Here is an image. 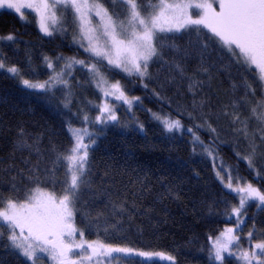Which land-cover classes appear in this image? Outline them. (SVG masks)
I'll return each instance as SVG.
<instances>
[{"label": "snow or ice", "instance_id": "obj_1", "mask_svg": "<svg viewBox=\"0 0 264 264\" xmlns=\"http://www.w3.org/2000/svg\"><path fill=\"white\" fill-rule=\"evenodd\" d=\"M23 9L35 12L43 36L65 35L71 28L76 51L70 56L45 55L47 79L26 78L3 51L18 45V36L14 32L0 34V71L18 80L23 88L44 94L38 98L52 102L59 91L64 108L71 103L70 80L79 71L84 74V83L101 94V103L93 105L98 110L94 118L81 108L74 114L80 121L78 126L65 121L70 135L66 146L55 144L51 136L45 146L47 129L34 133L23 122L15 126L0 122V135L13 133L7 156L0 157V186L7 185L0 188L4 250H11L9 254L14 256L18 253L17 259L23 257L31 264H44V256L53 264H153L156 260L175 264V257L163 251L115 242L126 239L124 217L130 220L132 210L126 198L105 186L107 181L94 188L92 179V151L104 132L103 127L94 126L112 122L126 127L116 108L127 105L126 111L131 112L134 106L142 107L141 97L130 94L129 84L139 82L149 88L145 81L158 78V73L154 76L149 72L150 64H158L166 66L168 74L151 92L162 106L146 111L165 132L190 134L193 154L211 161L216 179L227 190L218 202L223 211L215 214L232 226L209 234L201 251L206 252L208 264H233V260L237 264H264V234L257 239L254 218L247 233L243 227L249 207L264 210V0H0V11H14L21 20L28 15ZM165 33L195 34L197 40L189 39L187 46L180 47L174 43L176 36L161 35ZM213 45H219L221 57L227 53L225 71L233 82L232 98L226 104L218 100L214 104L205 91L215 78L210 71L215 65L206 60ZM167 49L175 54L170 55ZM193 57H198L199 63L190 75L187 60ZM28 59L31 65V57ZM114 70L137 79H116ZM233 70L238 79L233 78ZM168 85L176 88V101L164 94ZM182 93L190 94V102H178ZM222 118L237 144L234 163L220 154V131L214 124ZM130 122L145 131L134 114ZM201 129L210 133L209 141L201 138ZM242 142L246 144L243 152L238 148ZM241 162L248 176L241 174ZM144 190L150 191L147 184H141L140 195ZM85 194L92 199L107 198L106 210L95 215L87 212ZM230 194L235 195L229 199ZM167 196L172 197L171 189ZM78 214L83 227L77 224ZM93 228L96 238H86V232Z\"/></svg>", "mask_w": 264, "mask_h": 264}, {"label": "trees", "instance_id": "obj_2", "mask_svg": "<svg viewBox=\"0 0 264 264\" xmlns=\"http://www.w3.org/2000/svg\"><path fill=\"white\" fill-rule=\"evenodd\" d=\"M25 13L28 14L26 19L21 20L11 12H0V34L14 32L19 38L18 45L4 47L3 51L8 61L20 67L26 78L43 81L47 79L49 71L44 67L43 57L47 55L54 58L61 53L65 56L73 55L76 45L72 43L71 28L65 35L44 37L38 31L35 16L28 11ZM204 32L210 35L206 30ZM161 35L176 36L174 43L180 47L187 46L189 39L197 40L195 34ZM200 39L202 40L203 37ZM167 51L170 55L175 54L171 49ZM208 51L211 55L206 60L207 63L215 65L210 69L215 78L211 81V88L205 91L212 97L214 104L217 100L221 104H226L232 98L230 90L233 82L225 71V66L228 64L227 53L225 52L221 57L222 50L219 49V45H213ZM29 57H31V65ZM198 63V57L187 60L190 75L195 72ZM33 68L35 71L31 70ZM149 72L154 76L158 73V78L145 81L149 83V88L145 89L139 82L129 84L130 94L141 97L142 107L134 106L129 112L126 111L127 107L123 106L116 112L119 120L127 126L120 127L112 122L103 126L104 132L98 137L91 156L93 187H98L102 180L107 181L105 186L126 198L128 207L132 210L130 220L127 216L124 217L123 234L126 239L121 241L117 238L115 242L127 243L144 250L163 251L175 257V264H208L206 252L201 251L207 246L208 235L218 234L219 230L229 225L222 216L215 214L223 211V205L218 202L223 199L222 192L227 190L223 189L216 179L211 161L201 155L193 154L190 134L165 132L151 119L146 109L155 111L162 106L152 95L151 89L159 88L168 74V69L166 66L150 64ZM114 73L116 79L122 77L125 81L137 79L125 77V74L119 70H114ZM232 75L233 78L238 79L234 70ZM84 79L82 72L77 71L73 74L70 80L71 103L68 108H64L61 103L63 95L59 91L52 102L38 98L44 94L23 88L18 80L0 71V122L8 126H15L18 121L23 122L27 130L34 133L47 129L43 141L45 146L48 144V136L52 137L55 144L66 146L70 135L65 121L71 120L78 126L80 121L74 114L80 113V109L83 108L90 117L94 118L98 110L93 105L101 103V94L95 87L84 83ZM164 94L172 97L173 101L177 100L176 88L172 85L165 88ZM190 100V94L185 96L182 93L178 102L185 103ZM163 107L167 111V106ZM133 114L144 124V132L130 122ZM184 123L188 125L187 117L184 118ZM214 126L220 131L218 143L221 156L229 163H234V149L237 144L233 141L226 119L222 118L219 124ZM12 135L13 133L0 135V157L7 156ZM200 136L206 142L210 140V133L204 129L200 130ZM245 147L246 144L243 142L238 145L242 152ZM17 166H21L19 157ZM240 170L242 175H249L243 162L240 163ZM251 178L249 176V179ZM141 184H147L150 191L144 190L143 195H140ZM6 187L7 185L0 186V188ZM170 189L171 198L167 196ZM133 193L136 195L134 196ZM161 194H164L163 199ZM234 195L230 194L229 199ZM83 200L85 210L93 215L98 211L106 210L105 205L108 203L107 198L103 196L92 199L88 194L84 195ZM145 209L149 211L145 213ZM247 211L246 226H243L244 233L252 228L254 218L258 239L264 234V210L253 206ZM87 222L85 219V223ZM100 223L103 225V219ZM77 224L84 226L81 224V214L77 216ZM95 233L96 230L93 228L86 232V238L95 239ZM5 242L0 241V258H4V264H31L23 257L17 259L18 253L14 256L9 254L11 250H4L2 245ZM153 264L168 263L156 260ZM233 264L237 262L233 260Z\"/></svg>", "mask_w": 264, "mask_h": 264}, {"label": "rangeland", "instance_id": "obj_3", "mask_svg": "<svg viewBox=\"0 0 264 264\" xmlns=\"http://www.w3.org/2000/svg\"><path fill=\"white\" fill-rule=\"evenodd\" d=\"M25 2H31V0H25ZM214 6L215 7H218V5H215L214 4ZM22 11H28V12H30V13H32L34 16H35V12H33L32 10H30V9H23ZM1 12V11H0ZM8 12H11V13H13L15 16H17L18 18H19V16L14 12V11H8ZM37 27H38V24H37ZM38 31H39V28H38ZM207 31V30H206ZM39 33L43 36V34L39 31ZM44 37H46V36H44ZM114 104H118V103H120V102H116V101H112ZM123 106H125V107H127V105H123ZM118 108L119 107H117L116 108V112H117V110H118ZM111 123V122H110ZM95 127H97V128H99V127H103V126H101V125H95ZM252 203H255V202H252ZM260 210V209H259ZM246 218L247 217H245V222H246ZM228 226H232L231 224H229ZM40 255H42L43 256V254H40ZM162 262H165V263H168V264H171V262L170 261H162ZM44 263L45 264H53V262L50 260V259H48L46 256H44Z\"/></svg>", "mask_w": 264, "mask_h": 264}]
</instances>
